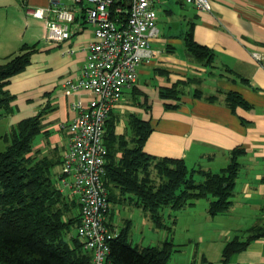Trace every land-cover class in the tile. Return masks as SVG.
<instances>
[{
  "label": "crops",
  "instance_id": "0c3cea01",
  "mask_svg": "<svg viewBox=\"0 0 264 264\" xmlns=\"http://www.w3.org/2000/svg\"><path fill=\"white\" fill-rule=\"evenodd\" d=\"M51 1L0 0V64L21 46L34 47L27 67L6 86L13 100L11 113L0 116V153L21 121L38 116L40 132L32 140L29 155L51 161V171L57 167V185L68 149L67 127L77 116L75 104H88L93 98L86 91H65L64 83L75 82L81 76L94 35L93 27L78 11L73 36L60 44L48 41L44 21L27 11L47 8ZM175 2L182 8L177 24L171 22L176 15L174 3L155 1V11L164 7L166 25L158 27L157 17L158 34L150 41L153 58L140 66L135 85L123 90L110 115L114 120V140L110 143L114 159H119L122 148L132 146V117L150 125L143 146L146 154L157 159H182L190 171L200 168L217 174L230 164L234 151H241L234 189L239 183L243 197L236 205L254 211L245 215L254 222L227 242H248L244 250L229 257L228 264H264V0H210V12L185 5L183 0ZM189 33L196 43L209 49L216 61L210 79L187 51L185 37ZM198 81L205 83L203 96L192 95ZM170 90H174L175 97L162 96ZM231 91L239 93L249 108L232 109L226 101ZM241 165L247 168L243 182L238 181ZM126 198L110 204L135 207ZM207 200L205 213L210 216L211 198ZM197 204V200L189 201L172 216L173 223L183 216L194 221ZM232 205L231 200L229 209ZM113 218L114 213L109 211L108 223L115 228ZM125 222H130L131 229V221Z\"/></svg>",
  "mask_w": 264,
  "mask_h": 264
},
{
  "label": "trees",
  "instance_id": "16d2710c",
  "mask_svg": "<svg viewBox=\"0 0 264 264\" xmlns=\"http://www.w3.org/2000/svg\"><path fill=\"white\" fill-rule=\"evenodd\" d=\"M185 44L199 63L213 57L190 33L185 37ZM33 51L34 47L23 45L0 64V116L11 113L13 97L6 86L27 67ZM162 96L173 98L174 90L164 91ZM226 101L232 109L249 108L237 92H228ZM111 113L104 127L108 153L103 184L109 203L128 197L149 216L156 229L164 228V208L178 211L189 201L211 198L208 213L212 217L228 211L241 151H234L230 164L217 174L200 169L190 171L182 159H157L146 154L143 146L151 132L150 125L132 117V146L122 148L119 159L115 160L110 146L114 140ZM39 132L38 116L21 121L7 137L9 144L5 151L0 153V264H90L91 256L83 250L76 235L71 239L72 245L65 240L70 229L73 226L76 229L79 222L80 208L76 199L57 189L51 177L54 166L51 161L29 155L32 140ZM151 166L159 183L152 181ZM196 173L202 175L203 181H195ZM73 209L77 211L75 219L70 216ZM125 224L127 226L109 242L108 259L112 264H169L174 251L171 240H165L160 246H132L128 241L130 222ZM247 244L236 239L229 242L220 264H228L229 257L244 250Z\"/></svg>",
  "mask_w": 264,
  "mask_h": 264
},
{
  "label": "built area",
  "instance_id": "2783aa9c",
  "mask_svg": "<svg viewBox=\"0 0 264 264\" xmlns=\"http://www.w3.org/2000/svg\"><path fill=\"white\" fill-rule=\"evenodd\" d=\"M155 1L52 0L47 8L27 11L44 21L46 39L55 44L73 36L78 11L93 27L94 40L87 48L81 76L64 83L65 91L82 90L93 98L88 104H75L77 116L67 127L68 149L57 183V189L79 205L76 238L90 254V264H112L109 242L119 231H112L107 220L110 203L103 184L108 153L104 127L123 90L135 85L140 66L153 58L150 41L158 34ZM183 1L211 11L210 0Z\"/></svg>",
  "mask_w": 264,
  "mask_h": 264
},
{
  "label": "rangeland",
  "instance_id": "374dc122",
  "mask_svg": "<svg viewBox=\"0 0 264 264\" xmlns=\"http://www.w3.org/2000/svg\"><path fill=\"white\" fill-rule=\"evenodd\" d=\"M165 1V0H162ZM173 2V10L175 17L172 18L174 24L179 22V16L182 8L175 0H166ZM185 5H188L184 2ZM189 6V5H188ZM159 20L158 27L166 25L164 14V7L161 5L156 10ZM165 21V22H164ZM163 22V23H161ZM206 59V58H205ZM216 61L214 57H207L206 62H202L201 66L204 68L205 75L210 79L214 76L213 66ZM242 84H248L247 81L240 80ZM205 83L198 81L195 83V92L192 91L193 96H203V85ZM202 94V95H201ZM243 164V162H242ZM153 166V165H152ZM151 166L152 181L159 183L156 171ZM200 169V168H199ZM57 167L51 171V177L55 180L54 173ZM201 170V169H200ZM247 175V168L241 165L239 170L238 181H244ZM196 182L203 181L201 174L196 173ZM237 181V182H238ZM239 186V183H238ZM238 186L234 189L231 198L233 207L229 211L216 218L207 216L205 213L206 199H198L196 211L193 218L178 217L176 223H173V217L178 215V211L164 208L162 214L164 216V228L155 229L149 220V216L139 208L125 207L120 205L110 204V212L114 213L113 222L117 227L110 226L112 231H118L126 227L124 220L131 221V229L129 232L128 241L132 246L146 247V246H160L165 240L172 241L175 245L169 264H220L222 259V252L227 242L230 241L235 235H239L243 230L253 225L254 218L245 217L247 214H252L254 211L247 209H239L236 203L242 200L243 195L240 193ZM200 200V201H199ZM70 216L77 215V211L73 209L70 211ZM191 215V214H190ZM244 215V216H242ZM173 216V217H172ZM69 217V216H68ZM170 228V229H169ZM221 233V234H220ZM76 235L74 226L70 229L69 233L65 236V240L72 245L71 239Z\"/></svg>",
  "mask_w": 264,
  "mask_h": 264
}]
</instances>
